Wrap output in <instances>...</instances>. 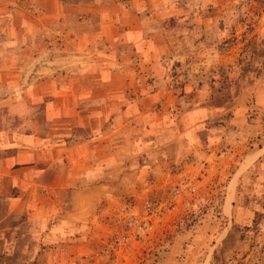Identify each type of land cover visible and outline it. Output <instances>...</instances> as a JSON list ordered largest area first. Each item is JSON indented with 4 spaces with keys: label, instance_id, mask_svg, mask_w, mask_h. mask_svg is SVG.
<instances>
[{
    "label": "rangeland",
    "instance_id": "rangeland-1",
    "mask_svg": "<svg viewBox=\"0 0 264 264\" xmlns=\"http://www.w3.org/2000/svg\"><path fill=\"white\" fill-rule=\"evenodd\" d=\"M56 1L63 6L75 0ZM94 1L107 4L109 0ZM184 2H190L180 7L185 21H197L205 38L199 54L190 51L189 56L196 55L200 65H207V90L197 95L191 91L164 95L159 111L143 109L139 93L133 92L139 86L121 73L122 81L116 86L122 90L111 93L116 95L108 101L131 104L124 113L126 124L123 128L125 119H116L120 130L113 134V149H101L99 166H86L99 180L80 182L79 189L85 190L78 192V212L71 216L76 224L63 238L43 237L33 229L37 222L18 214L11 220L17 224L15 230L0 238V264H264V155L252 163L251 156H245L238 166L250 146L260 144L264 151V110L253 108L248 97L249 108L241 123L234 122L228 110L221 114L225 120L219 121L216 113L210 130L202 124L189 126L184 113L176 119L181 118L179 122L170 120L177 113L171 104L165 110L174 101L184 112L186 103L204 97L210 104L226 106L239 90L259 79L264 84V0ZM29 3L18 1L16 18L28 19ZM56 5L52 2V7ZM204 55L216 59L207 64ZM21 65L27 68L23 61ZM202 68L188 66L197 76ZM182 79L186 75L177 80ZM25 83L26 79L20 82ZM163 116H169L166 124ZM217 128L224 134L222 142L216 139ZM106 152L109 163L104 162ZM92 184L98 187L89 189ZM71 193L49 190L45 199L63 200L64 211L69 209ZM28 194L23 187L1 190L0 217L8 198ZM32 197L43 200L38 192ZM35 245L34 250L19 252V247ZM4 246L12 248L9 254Z\"/></svg>",
    "mask_w": 264,
    "mask_h": 264
},
{
    "label": "crops",
    "instance_id": "crops-1",
    "mask_svg": "<svg viewBox=\"0 0 264 264\" xmlns=\"http://www.w3.org/2000/svg\"><path fill=\"white\" fill-rule=\"evenodd\" d=\"M18 1L0 0V191L23 187L29 194L6 200L0 238L15 230L17 224L11 220L18 214L37 222L33 229L38 236L63 238L76 224L77 219L71 216L78 212V192L85 190L79 189L80 182L99 180L86 166H99L101 149H113V134L120 130L116 119L121 116L125 119L121 127L126 124L124 113L131 104L108 101L116 95L111 93L122 90L116 86L122 81L121 73L139 86L133 92L142 99L140 108L159 111L164 107L159 101L164 95L174 97L186 91L197 95L207 90V65L197 62L200 57L189 56L190 51L195 54L200 49L205 38H201L197 21H185L180 7L190 2L184 0H109L107 4L75 0L63 2V6L56 0H30L26 21L15 17ZM54 1L57 5L52 7ZM169 18H175L174 22H168ZM54 49L59 52L53 53ZM203 57L207 64L216 59ZM189 65L204 70L197 76L189 71ZM179 75L186 79L178 81ZM24 79L27 83L21 86ZM248 97L253 108L264 110L261 79L239 90L226 106L210 104L204 97L186 103L184 112L174 101L167 103L165 110L171 104L177 113L170 120L179 122L181 118L176 119L184 113L182 118L189 126L202 124L210 130L216 113L221 121L225 120L222 112L228 110L234 122L241 123L249 108ZM36 105L40 106L38 112ZM167 118L161 117L164 124ZM216 130V139L222 142L224 134L221 128ZM262 150L263 146L249 150L238 166L245 156H251V163L259 160ZM106 153L104 162L109 163ZM97 187L92 184L88 188ZM49 190L72 191L69 209L63 211L61 199L47 201ZM35 192L43 195V200L32 197ZM10 248L4 246L3 251L9 254Z\"/></svg>",
    "mask_w": 264,
    "mask_h": 264
},
{
    "label": "trees",
    "instance_id": "trees-1",
    "mask_svg": "<svg viewBox=\"0 0 264 264\" xmlns=\"http://www.w3.org/2000/svg\"><path fill=\"white\" fill-rule=\"evenodd\" d=\"M258 147H261V145L258 144L256 147H254V146H250L249 149L252 150V149H254V148H258Z\"/></svg>",
    "mask_w": 264,
    "mask_h": 264
}]
</instances>
